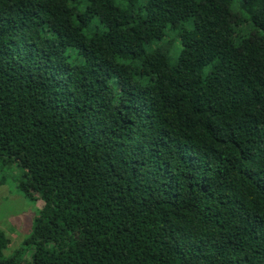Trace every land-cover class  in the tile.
<instances>
[{"label":"trees","instance_id":"obj_1","mask_svg":"<svg viewBox=\"0 0 264 264\" xmlns=\"http://www.w3.org/2000/svg\"><path fill=\"white\" fill-rule=\"evenodd\" d=\"M139 3L0 0V166L44 202L0 264H264V0L247 36L234 0Z\"/></svg>","mask_w":264,"mask_h":264},{"label":"rangeland","instance_id":"obj_2","mask_svg":"<svg viewBox=\"0 0 264 264\" xmlns=\"http://www.w3.org/2000/svg\"><path fill=\"white\" fill-rule=\"evenodd\" d=\"M146 0H140L137 11L141 8ZM242 0H234V12L241 14L245 21L238 28L241 35L247 36L255 32V26L248 19V15L241 9ZM188 28L192 26L187 25ZM91 28L104 30V26L96 19ZM176 34V30H167L166 36L162 41H155L146 46L148 51L163 46L170 41ZM182 44L180 40H175L170 51V62L176 65L178 62ZM22 170L16 166H0V230H3L8 236L10 242L6 256L13 255L17 250L26 249L25 241L31 236L34 223L38 218L39 211L43 208L42 200H28L18 189V181L21 177ZM26 252V251H24Z\"/></svg>","mask_w":264,"mask_h":264}]
</instances>
